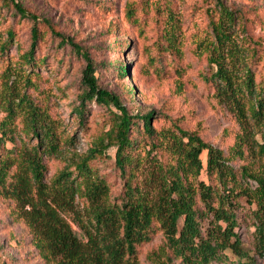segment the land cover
<instances>
[{
  "label": "trees",
  "instance_id": "trees-1",
  "mask_svg": "<svg viewBox=\"0 0 264 264\" xmlns=\"http://www.w3.org/2000/svg\"><path fill=\"white\" fill-rule=\"evenodd\" d=\"M1 5L31 25L28 48L17 58L3 56L14 33L8 29L0 40V199L45 264H138V247L156 232L164 243L155 255L166 261L210 264L230 254L252 263L243 225L253 229V254L264 259V74L257 81L254 69L264 47L246 34L245 17L219 5V13L211 12V37L197 48L216 104L238 126L225 151L178 116L130 113L118 93L101 87L91 56L71 37L19 0ZM159 10L155 5L154 13ZM147 12L142 4L140 13ZM167 19H173L169 12ZM122 21L142 34L134 2L126 1ZM175 31L172 22L156 46L179 59ZM45 35L84 61L81 90L70 105L77 127L85 131L88 105L105 111L100 133L84 152L73 148L69 125L51 111L49 93L38 90L37 69L47 65L48 54L38 56L36 49ZM126 71L117 64L118 76ZM123 88L125 98H137L135 86ZM109 148L120 185L115 197L94 166ZM48 160L63 164L50 178Z\"/></svg>",
  "mask_w": 264,
  "mask_h": 264
},
{
  "label": "rangeland",
  "instance_id": "rangeland-1",
  "mask_svg": "<svg viewBox=\"0 0 264 264\" xmlns=\"http://www.w3.org/2000/svg\"><path fill=\"white\" fill-rule=\"evenodd\" d=\"M19 1L89 53L100 75L101 87L118 93L130 113L153 110L157 115L178 116L185 127L196 129L204 141L227 151L238 126L216 104L213 88L203 79L209 68L204 56L198 55L197 48L203 37H211L209 20L212 11H219V5L245 17L248 21L246 34L264 47V0H129L135 3L139 18L144 20L141 35L132 25L122 21L127 0ZM142 4L148 8L146 15L140 13ZM155 5L160 7L158 14L154 13ZM168 12L173 17L171 22L166 20ZM172 22L177 26L175 37L182 52L179 59L156 46L159 35L169 29ZM30 25L29 21L14 16L12 9L0 6V40L6 37L8 29L14 33V40L3 56L17 58L28 48ZM116 25L118 29L113 31ZM117 41L123 46H115L113 43ZM56 45L57 39L48 35L38 44L36 55L48 54L47 65L37 69L38 90L49 93L51 111L69 125L76 139L73 148L84 152L100 133L105 111L93 103L88 105L85 131L77 127L70 105L76 104V95L81 90L84 61L69 48ZM118 63L127 66L125 76H118ZM254 69L257 81L262 80L264 50H260V61ZM124 86L130 89L135 86L137 98H125ZM106 154L107 157L96 160L94 166L106 178L111 196L115 197L120 185L112 163L113 149L109 148ZM46 164L47 178L63 165L55 160H48ZM8 205L0 199V264H45L30 244L27 231L8 217ZM252 230L245 225L240 230L252 263L228 254L227 260L210 264H264V259L253 254ZM163 241L162 235L156 232L148 243L139 246L138 264H182L180 260L166 261L165 257L155 255Z\"/></svg>",
  "mask_w": 264,
  "mask_h": 264
}]
</instances>
